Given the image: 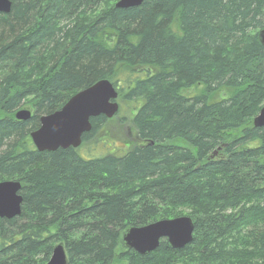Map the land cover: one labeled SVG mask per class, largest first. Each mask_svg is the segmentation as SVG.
<instances>
[{
    "label": "trees",
    "instance_id": "trees-1",
    "mask_svg": "<svg viewBox=\"0 0 264 264\" xmlns=\"http://www.w3.org/2000/svg\"><path fill=\"white\" fill-rule=\"evenodd\" d=\"M11 1L0 13V181L21 182L23 205L0 218V264H45L57 244L68 264H264V127L253 125L264 0ZM102 79L138 144L37 150L41 116ZM28 104L33 116L16 119ZM107 122L91 118L82 145ZM185 215L195 228L183 248L124 245L131 227Z\"/></svg>",
    "mask_w": 264,
    "mask_h": 264
},
{
    "label": "water",
    "instance_id": "water-1",
    "mask_svg": "<svg viewBox=\"0 0 264 264\" xmlns=\"http://www.w3.org/2000/svg\"><path fill=\"white\" fill-rule=\"evenodd\" d=\"M144 0H118L116 7L139 6ZM11 0H0V13H9ZM264 44V29L259 33ZM120 110L118 92L108 79H102L74 94L61 109L43 115L40 126L30 136L37 150L56 151L58 149H77L82 145L83 135L92 130L91 118L104 115L113 118ZM33 116L28 109H20L15 117L27 121ZM255 128L264 127V105L253 120ZM19 180L0 181V218H14L22 213L23 196ZM194 222L189 216L162 219L141 227L129 228L123 242L126 247L141 255L158 248L162 239H167L175 249L185 247L193 240ZM45 264H68L67 254L62 244H57L51 258Z\"/></svg>",
    "mask_w": 264,
    "mask_h": 264
},
{
    "label": "rangeland",
    "instance_id": "rangeland-1",
    "mask_svg": "<svg viewBox=\"0 0 264 264\" xmlns=\"http://www.w3.org/2000/svg\"><path fill=\"white\" fill-rule=\"evenodd\" d=\"M196 89L191 90V92H195ZM190 91H188L189 93ZM190 92V93H191ZM22 109H28L33 112V108L30 104L25 105ZM129 107L127 108V104H121L119 112L113 117L108 119L106 126H103V132L98 133L94 138L93 142L83 144L77 150L80 151L82 156L85 155H96V156H104L108 153H113L116 155H120L124 153L126 150L133 148L138 144V139L135 133V129L132 126L131 120L128 119L124 121V118L127 117ZM126 111V112H125ZM129 117V115H128ZM109 132L110 139L106 141V144H109L111 147H107L104 145V141L99 138L105 133ZM175 143H179L182 146H186L184 142H180L177 140ZM85 149H87L85 151ZM91 150V152L88 151ZM186 216V215H185ZM114 264H129L127 260H119Z\"/></svg>",
    "mask_w": 264,
    "mask_h": 264
}]
</instances>
